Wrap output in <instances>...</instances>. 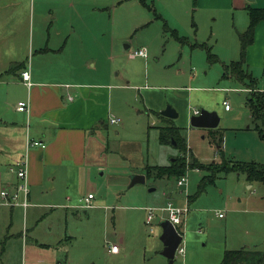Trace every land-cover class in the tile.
<instances>
[{
  "label": "rangeland",
  "instance_id": "1",
  "mask_svg": "<svg viewBox=\"0 0 264 264\" xmlns=\"http://www.w3.org/2000/svg\"><path fill=\"white\" fill-rule=\"evenodd\" d=\"M16 1L20 13L14 25H27L34 42L54 37L55 28L93 25L95 43L91 40L93 46L85 49L94 48L100 74L96 76L135 86L112 92L111 115L121 120L123 128L118 124L107 126L105 132L100 129L109 143L102 160L93 165L90 191L104 205L90 209L89 221L86 215L68 214L67 222L60 223L71 242L61 245L59 252L65 247L68 253L58 264H168L159 239L165 214L156 211L147 225L144 208L168 202L183 206L188 196L190 209L179 230L184 257L176 255L173 264H221L225 251H264V185L249 184L236 172L224 174L237 162L264 166V131L260 135L261 126L257 130L251 119L250 91L224 75L225 65L240 60L238 36L247 27L239 24V16L248 22L247 13L216 12L198 7L195 0H7L4 10L19 11L11 7ZM143 47L146 58L130 56ZM256 74L260 79L261 73ZM167 106L177 118L160 115ZM193 110L215 112L218 127H191ZM170 126L179 128L193 158L212 166V172L186 168L183 187L174 178L144 175L146 163L166 167L181 156L172 142L160 140L161 129ZM135 175H143L145 182L130 186ZM205 176L215 179L200 191ZM22 224L20 220L17 232L11 230L14 237L0 235V264H48L40 254L29 252L33 244L21 235ZM109 244L118 245L119 252L108 253Z\"/></svg>",
  "mask_w": 264,
  "mask_h": 264
},
{
  "label": "crops",
  "instance_id": "2",
  "mask_svg": "<svg viewBox=\"0 0 264 264\" xmlns=\"http://www.w3.org/2000/svg\"><path fill=\"white\" fill-rule=\"evenodd\" d=\"M195 2L198 7L216 12L236 11L240 14V11L247 13L248 8L264 9V0ZM4 3L7 0H0V41L3 42L0 45V185L16 183L9 168L27 157L30 206L25 209L0 207V235L14 237L11 230L17 232L21 220L24 228L21 235L33 244L29 245V252L40 254L43 262L48 260V264H58L68 253L65 247L59 252L61 245L71 242L66 230H60L63 228L60 223L67 222L68 214L79 218L86 215L89 221L90 209L104 205L99 202L101 198L90 191L94 180L93 165L102 160L104 145L109 143L100 129L105 132L107 126L118 125L109 124V118L113 117L110 100L114 88L125 90L135 86L107 82L96 76L100 74L95 69L94 48L87 47L90 50L85 51L87 45L92 41L95 43L93 25L55 28L54 37L49 35L44 43H40L39 38L34 42L27 25H14L18 22L15 15L20 13L18 1L11 7L19 11H5L8 6ZM23 12L29 17V10ZM248 23L249 18L247 22L241 14L239 24L248 27ZM245 62L257 82V91L263 93L264 21L254 29L253 43L246 50ZM24 71L29 74L31 86L22 79ZM258 72L260 79L256 78ZM21 102L26 106L23 111H18ZM119 124L122 129L121 120ZM29 142H40L43 147H30ZM155 167L160 166L146 163L144 175L147 168ZM87 195L93 196L95 208L80 207L81 199ZM185 200L190 206L189 196Z\"/></svg>",
  "mask_w": 264,
  "mask_h": 264
},
{
  "label": "trees",
  "instance_id": "3",
  "mask_svg": "<svg viewBox=\"0 0 264 264\" xmlns=\"http://www.w3.org/2000/svg\"><path fill=\"white\" fill-rule=\"evenodd\" d=\"M247 14L249 18L248 27L245 32L241 33L239 38L240 44V60L236 62H231L227 67L225 65L224 75L232 77L243 85V88L247 91H250L248 94V106L251 111V119L256 123V128L260 135H263L264 131V92L257 91V82L252 77L251 73L248 71L246 66L245 57L246 50L253 43L254 38V29L256 25L264 21V9H254L248 8ZM177 40L179 38L176 35H173ZM230 75V76H229ZM217 130L213 131V134L216 135ZM219 141L216 144L217 153H220L222 137L220 133L218 134ZM217 136V137H218ZM264 137V135H263ZM215 138V136H214ZM161 142L170 141L178 149L181 156H177L172 159L171 163L166 167H155L146 169V177L150 174H153L156 178H174L178 180L185 173L186 168L189 170H200L212 172V166H206L198 162L193 158L190 152L187 150L185 140L180 134L179 128L174 126L165 127L161 129L160 133ZM188 161V163H187ZM238 164L233 165V169L226 171L223 170L224 174L236 172L238 174H243L246 181L250 184L256 182L264 185V166L255 163H245L237 162ZM188 164L190 167H187ZM210 168V169H209ZM210 171H209V170ZM214 177L205 176L200 180L199 190L201 191L207 184L214 181ZM192 199L189 197V203ZM264 263V254L260 251L241 249L237 251H225L221 264H263Z\"/></svg>",
  "mask_w": 264,
  "mask_h": 264
},
{
  "label": "built area",
  "instance_id": "4",
  "mask_svg": "<svg viewBox=\"0 0 264 264\" xmlns=\"http://www.w3.org/2000/svg\"><path fill=\"white\" fill-rule=\"evenodd\" d=\"M131 57H142L146 58L147 50L146 48H140L135 50L130 54ZM22 79L27 86H31L29 82V74L27 71H24L22 74ZM224 109L228 111L230 107L226 102L223 103ZM25 103H19L17 110L23 111L25 109ZM192 115H199V111L193 110ZM120 123V120L117 118H109V124L117 125ZM28 146H42L40 142H29ZM43 147V146H42ZM27 157L23 161L18 162L16 165H13L9 168V172L12 173L17 181L14 185H0V207H21L23 209L30 206L28 202V195H29V183L27 178ZM186 173V172H185ZM186 175V174H185ZM183 175L176 181V185L178 187H183L186 185V177ZM93 196L87 195L81 199V206L82 208L89 209L93 208L94 205L92 203ZM159 210L160 213L165 214V220L169 221L171 225L176 229L179 236L182 237V241L176 249L175 256L180 255L184 256V247L183 243V236L180 233V229L184 227L187 214L189 212L188 207V200H185V204L183 206H176L173 203H168L166 206L160 209H146L147 217H146V224L150 225L152 219L154 218V213ZM221 215H219L220 217ZM107 252L111 254H116L119 252V247L116 244H109L107 247Z\"/></svg>",
  "mask_w": 264,
  "mask_h": 264
},
{
  "label": "water",
  "instance_id": "5",
  "mask_svg": "<svg viewBox=\"0 0 264 264\" xmlns=\"http://www.w3.org/2000/svg\"><path fill=\"white\" fill-rule=\"evenodd\" d=\"M252 1V0H247ZM160 115L168 119L177 118V113L170 107L167 106ZM189 125L193 128H204L214 130L219 125V117L215 112H208L202 110L199 115H193L189 120ZM145 177L143 175H135L132 177L130 186L138 183H144ZM161 235L159 237L163 250L161 255L168 260V264H173L175 258V252L177 247L182 241V237L178 235L176 229L167 220H164L161 224ZM264 264V263H263Z\"/></svg>",
  "mask_w": 264,
  "mask_h": 264
}]
</instances>
